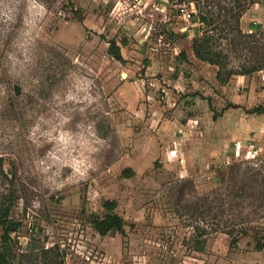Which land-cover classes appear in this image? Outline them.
Here are the masks:
<instances>
[{"label":"rangeland","instance_id":"obj_1","mask_svg":"<svg viewBox=\"0 0 264 264\" xmlns=\"http://www.w3.org/2000/svg\"><path fill=\"white\" fill-rule=\"evenodd\" d=\"M252 1L0 0V202L20 223L10 264H264V150L173 172L156 150V111L182 120L187 95L150 86L189 70L176 56L198 10L214 22L196 35L214 28L230 66H256L263 35L239 34L234 16ZM263 76L244 84L257 90ZM105 200L125 225L101 236L90 222Z\"/></svg>","mask_w":264,"mask_h":264},{"label":"crops","instance_id":"obj_2","mask_svg":"<svg viewBox=\"0 0 264 264\" xmlns=\"http://www.w3.org/2000/svg\"><path fill=\"white\" fill-rule=\"evenodd\" d=\"M188 17L192 20V27L185 31L191 44L198 31V22L190 15ZM239 23L244 32L264 26V1L252 3L240 17ZM163 25L169 27L168 23ZM182 53L185 59L180 56ZM176 60L181 67L189 70L177 78H173V72L169 71L166 78L157 79L187 95V113L182 120L166 118L162 112L172 108L165 104L170 90L166 87L163 111H156H159V117L154 122L156 137L163 142L156 146V150L161 153L160 161L164 166L186 175L195 162L204 167L209 160L224 164L239 156L242 150L245 154L252 147L258 151L264 150V84L257 90L251 82L245 85V75L249 74L232 77L236 84H229L231 79L221 84L217 79V67L198 60L191 48L186 52L181 50ZM210 97L214 100H210ZM254 105L260 106L261 113L252 111ZM173 130L177 131L178 136L171 135Z\"/></svg>","mask_w":264,"mask_h":264},{"label":"trees","instance_id":"obj_3","mask_svg":"<svg viewBox=\"0 0 264 264\" xmlns=\"http://www.w3.org/2000/svg\"><path fill=\"white\" fill-rule=\"evenodd\" d=\"M193 1L195 4L198 3L197 0H189ZM258 0H253L252 3L257 2ZM264 1V0H263ZM197 9V4L195 5ZM205 14L201 10L197 12L190 13V17L197 19L200 25H210L214 22V19L209 16L212 15L210 11H206ZM245 12V9L241 12L234 14L236 17V31L239 34H242L240 29V17ZM208 15V16H207ZM210 29L200 28L201 33L194 36L191 40L190 48L194 54V56L203 62H206L210 65L217 67V79L221 84L227 83L232 77L235 75H245V74H253L254 72L264 69V53L263 56L259 58L258 64L256 66H248L246 68L242 67L240 70H235L232 66H230L229 55L221 48L217 47L216 40L217 38L211 33ZM260 30L257 29L254 32H249L251 35H255ZM173 35V34H172ZM263 32L261 31V36ZM110 46L108 47V53L116 60L122 61L123 56L120 52L119 44L111 40ZM182 59H185V55L182 53ZM253 112L261 113L260 108L252 109ZM264 113V112H262ZM238 165L237 163L232 164L231 167H235ZM134 174V171L131 168H124L121 172V175L124 177H130ZM11 204L8 202L7 198L1 200L0 202V226L4 229L3 235L0 237V264H10L12 259L14 258L13 248L11 246V238L9 232H17L20 228L19 222H14L9 217ZM103 208L105 209V213L102 215H96L91 219V226L93 229L101 236H105L111 232H121L123 231V227L125 225L124 219L115 213L116 202L114 200H105L102 203ZM246 229H241L239 234L234 236L231 240L232 245H236L238 242V238L241 235H246ZM204 232V231H203ZM202 232V233H203ZM200 243L204 242V239L199 241ZM256 249H262V242H256Z\"/></svg>","mask_w":264,"mask_h":264},{"label":"built area","instance_id":"obj_4","mask_svg":"<svg viewBox=\"0 0 264 264\" xmlns=\"http://www.w3.org/2000/svg\"><path fill=\"white\" fill-rule=\"evenodd\" d=\"M257 25H258L259 27L261 26L260 24H257ZM257 28H258V27H257ZM262 29L264 30V26H261V27L259 28L260 31H263ZM256 30H257V29H256ZM254 31H255V30H252V31H250V32H254ZM263 39H264V32H263ZM159 82H160V80H158L157 78L152 79L151 82H150V86L155 87V89H158L157 87H158V85H159ZM165 97H166V93H165V92L161 93V95H160L161 100H165ZM257 151H258L257 148L252 147L251 149H249V150L246 152L245 157H246V158H248V157H254L255 154L257 153Z\"/></svg>","mask_w":264,"mask_h":264},{"label":"water","instance_id":"obj_5","mask_svg":"<svg viewBox=\"0 0 264 264\" xmlns=\"http://www.w3.org/2000/svg\"><path fill=\"white\" fill-rule=\"evenodd\" d=\"M15 93L18 94V89H17V87H15Z\"/></svg>","mask_w":264,"mask_h":264}]
</instances>
